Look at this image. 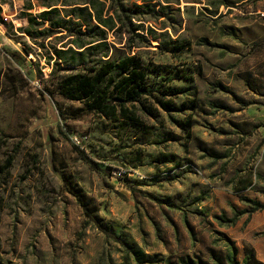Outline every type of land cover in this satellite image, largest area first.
Wrapping results in <instances>:
<instances>
[{"label": "rangeland", "instance_id": "obj_1", "mask_svg": "<svg viewBox=\"0 0 264 264\" xmlns=\"http://www.w3.org/2000/svg\"><path fill=\"white\" fill-rule=\"evenodd\" d=\"M28 11H55L49 37ZM0 19V264L264 263V0H0ZM69 48L141 61L137 122L75 117Z\"/></svg>", "mask_w": 264, "mask_h": 264}, {"label": "trees", "instance_id": "obj_2", "mask_svg": "<svg viewBox=\"0 0 264 264\" xmlns=\"http://www.w3.org/2000/svg\"><path fill=\"white\" fill-rule=\"evenodd\" d=\"M55 11H44L39 16H33L29 11L23 13L27 22V28L22 33L32 42H36V38L49 37L52 33L50 28L54 29L50 23L49 28L42 29L44 24L50 19L49 15ZM3 19H0V24ZM42 29V30H41ZM4 30V29H3ZM21 47V51L27 55L28 51L25 46ZM78 48V47H77ZM18 54V53H17ZM11 53V56H18ZM54 56L57 60V67H66L69 73L60 77L56 92L62 98L69 101L82 102L84 108L76 112V116L85 112L99 113L105 117H124L131 122H137V117L131 113L126 103L140 101L142 96H151V91L145 86V71L141 61L135 56L121 57L110 61H101L92 68H86L85 52H76L71 48L67 50H54ZM47 94L52 98V92L44 88L40 94ZM12 159L6 162L4 167L7 170L11 165ZM84 215L91 221L93 218L88 211L80 204L75 197ZM109 238H113L110 234L105 233ZM231 244V243H230ZM232 245V244H231ZM234 251V248H232Z\"/></svg>", "mask_w": 264, "mask_h": 264}, {"label": "crops", "instance_id": "obj_3", "mask_svg": "<svg viewBox=\"0 0 264 264\" xmlns=\"http://www.w3.org/2000/svg\"><path fill=\"white\" fill-rule=\"evenodd\" d=\"M264 210V209H263ZM238 248H239V251H240V254L242 256H250L251 259H254L256 261L260 260V256H258V253H256V249L255 247L253 248H249L248 246H245V245H242V243H240L238 245ZM262 256V255H261ZM264 257V256H263ZM262 261V260H261ZM264 264V263H263Z\"/></svg>", "mask_w": 264, "mask_h": 264}, {"label": "built area", "instance_id": "obj_4", "mask_svg": "<svg viewBox=\"0 0 264 264\" xmlns=\"http://www.w3.org/2000/svg\"><path fill=\"white\" fill-rule=\"evenodd\" d=\"M125 174V171L124 170H118V171H116V177H119V178H121L122 177V175H124Z\"/></svg>", "mask_w": 264, "mask_h": 264}]
</instances>
